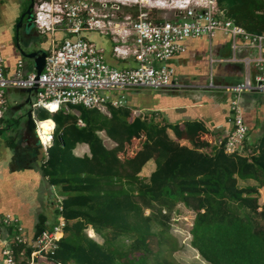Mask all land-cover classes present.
Returning <instances> with one entry per match:
<instances>
[{
    "label": "trees",
    "instance_id": "obj_1",
    "mask_svg": "<svg viewBox=\"0 0 264 264\" xmlns=\"http://www.w3.org/2000/svg\"><path fill=\"white\" fill-rule=\"evenodd\" d=\"M215 2L219 18L249 34H264V0ZM131 9L134 19L138 7ZM52 37L55 47L73 39L63 32ZM137 91L123 92L122 106L105 103L104 110L66 106L49 113L31 108L36 122H50L52 139L38 170L62 200L55 204L52 222L40 214L26 243L12 244L15 259L19 264H179L169 230L171 214L182 205L194 214L190 246L207 264H264V199L259 203L264 120L256 137L255 127L244 120L242 150L225 153L224 138L214 142L201 120L170 122L159 111L139 112L124 95ZM228 118L229 106L226 124ZM99 133L113 147L106 148ZM78 145H85L88 154L75 156ZM150 161L154 170L141 177ZM59 219L64 227L56 248L42 261L31 257L30 243ZM88 228L101 243L87 235ZM1 232L11 234L9 229Z\"/></svg>",
    "mask_w": 264,
    "mask_h": 264
},
{
    "label": "built area",
    "instance_id": "obj_2",
    "mask_svg": "<svg viewBox=\"0 0 264 264\" xmlns=\"http://www.w3.org/2000/svg\"><path fill=\"white\" fill-rule=\"evenodd\" d=\"M99 9H109L110 15H97ZM137 6L138 15L114 17L121 6ZM171 11L173 20H155L140 7ZM33 25L41 34L53 35L63 32L73 39L63 40L51 48L45 58L42 72L36 79L34 71L23 75L22 61L17 63L14 78H7L0 53V128L5 108L4 95L8 89H31L37 86L31 108H41L49 113L60 107L81 106L87 109L104 110L105 103L113 107L124 103L123 92L135 90L182 91L191 89L174 79V71L167 61L184 51L188 39L210 38L220 32L231 38L232 56L229 61L240 62L242 79L232 86H215L229 93V129L224 135L225 153L240 152L247 135L239 96L243 93L264 95V34H249L231 21L217 16L215 0H35ZM96 32L112 42V56L117 60L131 58L133 68L117 69L108 65L103 50L85 41L81 34ZM243 48L255 52L254 57L237 59L236 40ZM82 126L80 121H77ZM40 144L44 150L50 142ZM64 222L59 219L52 230L42 232L30 243L31 257L42 258L56 248L62 235ZM2 229L11 231L10 240H3ZM92 231V230H91ZM93 232V231H92ZM93 238V236H92ZM27 238L18 221L10 216L0 220V264H19L13 255L12 244H25Z\"/></svg>",
    "mask_w": 264,
    "mask_h": 264
},
{
    "label": "crops",
    "instance_id": "obj_3",
    "mask_svg": "<svg viewBox=\"0 0 264 264\" xmlns=\"http://www.w3.org/2000/svg\"><path fill=\"white\" fill-rule=\"evenodd\" d=\"M14 1L0 0V53L3 57L4 72L7 78H14L19 61L23 62L21 68L23 75L33 71V62L21 58L18 46L27 53L39 49L49 51L55 47L53 35L50 37L49 34L41 35L35 32L36 35L31 37L23 29L19 31L14 29L13 25L18 13L12 4ZM173 18L174 15L171 18L159 17L155 20H173ZM81 38L101 48L108 65L117 69L135 66V62L131 58L123 61L113 58L112 42L109 38L96 32L82 33ZM231 43V38L220 32H216L210 38L186 40L184 51L175 54L167 61V65L173 69L175 81L182 85L185 84L191 89L177 92L141 90L148 95L143 98L141 103L135 102V105L139 107L138 111L142 113L147 111L162 112L170 122L182 123L183 121L201 120L212 131L214 142L224 137L225 132L229 129V125L225 122V115L230 95L219 89H208V86L210 83L215 86H232L242 79L241 63L229 61L232 56ZM236 43L238 46L237 59L255 56L254 51L243 48L239 39L236 40ZM262 55L264 57V51ZM13 90L19 92L17 89H8L5 92L6 110L0 128V220L5 216L16 219L26 236L33 229L40 214H43L48 222H52L53 209L55 204L62 200V197L57 194L54 188L49 187L40 175L38 169L43 156L42 148L24 135V122L14 118L6 129L2 126L4 116L6 114L13 115L16 112L13 108L10 111L6 106L7 95ZM139 92L137 91L136 94ZM149 92L155 93L149 95ZM184 92L191 94L189 97H185ZM254 94H241L239 104L244 120L250 124V127H255L252 134L256 137L259 126L264 120V95L253 96ZM21 95L24 101L26 95ZM14 120L17 121L16 124ZM168 135L176 140L171 131H168ZM73 153L75 156L87 155L88 149L85 145H78ZM146 170L149 171V175L154 170L152 161L144 166L141 173ZM4 232L1 233L2 239L9 241L10 234ZM1 251L2 245L0 244V259ZM37 260L41 261L38 258Z\"/></svg>",
    "mask_w": 264,
    "mask_h": 264
},
{
    "label": "rangeland",
    "instance_id": "obj_4",
    "mask_svg": "<svg viewBox=\"0 0 264 264\" xmlns=\"http://www.w3.org/2000/svg\"><path fill=\"white\" fill-rule=\"evenodd\" d=\"M19 1H22V0H19ZM85 1L87 3L92 2V0H85ZM131 7H133V6H131V5L130 6H126V5L121 6L119 12H117L116 15H114V17H116L120 20L121 17H125L126 15H131L132 14V9L130 10ZM93 8H94V11L97 15H110V14H112L109 9H99L100 6H99L98 2H94ZM140 8L148 11L149 16L152 19H158L159 17L171 18V16H173V13L171 11H167L164 9L163 10L162 9H151V8H144L142 6ZM38 47H40V45H38ZM149 93H150L149 95H151L155 92H149ZM190 94L191 93L186 92L185 97H189ZM124 95L126 97V101H128V102L141 103L143 98L147 97L148 93L140 91L138 94L125 93ZM22 101L23 100H22L21 93L15 92L13 90L9 93V95H7V99H6L7 105L6 106L11 111L12 108L16 106V104L18 105L19 103H22ZM28 110H29V107H24L21 110L14 112L13 115L6 114L4 116L2 126L5 127V129H6L7 125L12 123V119H14V118H18L21 122H25L26 121L25 115H26V112ZM9 113H11V112H9ZM48 124L50 125L49 122H48ZM99 136L102 139L103 144L106 148L110 149L111 147H113V143L110 140H108L103 133H99ZM179 142L182 145L183 144L188 145L186 143V141L180 140ZM135 145H136V143L133 144V147ZM40 147L43 149V150L41 149V151H42V155L44 156V147H42L41 144H40ZM148 175H149L148 170L140 173L141 177H147ZM249 183H251V182H249ZM259 193H260L259 203L262 204L263 199H264V189H260ZM32 199H33V195H32ZM192 218H194V214L191 211L184 208L182 205H177L175 208V211L171 214L169 234L176 240L177 248H178V250L173 253V258L179 264H207L205 261H203L199 257L198 254H196V251L190 246V238L191 237H190L189 231H190L191 226H192V221H193ZM90 232H92V231L90 228H88L86 230V233L89 237H91ZM93 239H95L97 242L101 243V239L97 235H95L94 233H93ZM38 259H40L42 261V258H38Z\"/></svg>",
    "mask_w": 264,
    "mask_h": 264
},
{
    "label": "water",
    "instance_id": "obj_5",
    "mask_svg": "<svg viewBox=\"0 0 264 264\" xmlns=\"http://www.w3.org/2000/svg\"><path fill=\"white\" fill-rule=\"evenodd\" d=\"M21 23V20L19 21ZM31 25V24H29ZM28 26V25H27ZM17 31V30H16ZM19 54L23 60H31L33 62V71L36 74V79L40 75V73L43 70L44 64H45V58L48 53L47 49H39L37 51H32L30 53H27L23 49L19 48ZM37 90V86H33L31 89H20L19 92L21 94L26 95V99L22 102L13 107L14 111H19L24 107H29V110L26 112V121L24 122V135L28 137L35 145H40V137L38 134L37 129V123L33 119L32 109H31V103L32 98L34 97ZM52 139V132L50 141ZM58 140L63 145V141L60 135H58Z\"/></svg>",
    "mask_w": 264,
    "mask_h": 264
},
{
    "label": "flooded vegetation",
    "instance_id": "obj_6",
    "mask_svg": "<svg viewBox=\"0 0 264 264\" xmlns=\"http://www.w3.org/2000/svg\"><path fill=\"white\" fill-rule=\"evenodd\" d=\"M18 10L16 21L13 25L15 30L23 29L29 36H35L36 29L33 25V12L35 0H15L12 3ZM21 20V23L19 22ZM31 24V25H29ZM28 25V26H27ZM38 33V32H37Z\"/></svg>",
    "mask_w": 264,
    "mask_h": 264
},
{
    "label": "bare ground",
    "instance_id": "obj_7",
    "mask_svg": "<svg viewBox=\"0 0 264 264\" xmlns=\"http://www.w3.org/2000/svg\"><path fill=\"white\" fill-rule=\"evenodd\" d=\"M51 126L46 122H38V134L43 143L50 142Z\"/></svg>",
    "mask_w": 264,
    "mask_h": 264
}]
</instances>
